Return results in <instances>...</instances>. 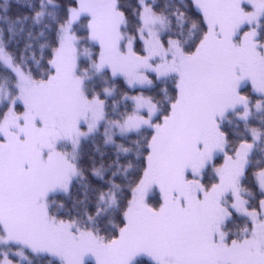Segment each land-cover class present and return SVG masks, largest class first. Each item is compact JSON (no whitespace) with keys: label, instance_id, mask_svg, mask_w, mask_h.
I'll return each instance as SVG.
<instances>
[{"label":"snow or ice","instance_id":"snow-or-ice-1","mask_svg":"<svg viewBox=\"0 0 264 264\" xmlns=\"http://www.w3.org/2000/svg\"><path fill=\"white\" fill-rule=\"evenodd\" d=\"M0 264H264V0H4Z\"/></svg>","mask_w":264,"mask_h":264},{"label":"trees","instance_id":"trees-1","mask_svg":"<svg viewBox=\"0 0 264 264\" xmlns=\"http://www.w3.org/2000/svg\"><path fill=\"white\" fill-rule=\"evenodd\" d=\"M4 0H0V4H3Z\"/></svg>","mask_w":264,"mask_h":264}]
</instances>
